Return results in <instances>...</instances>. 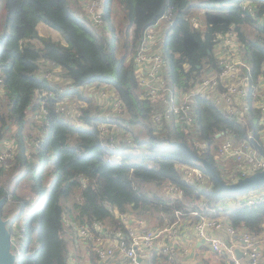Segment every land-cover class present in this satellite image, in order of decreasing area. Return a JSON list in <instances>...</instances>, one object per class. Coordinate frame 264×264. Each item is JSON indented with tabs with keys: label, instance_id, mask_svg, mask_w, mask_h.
I'll return each instance as SVG.
<instances>
[{
	"label": "trees",
	"instance_id": "1",
	"mask_svg": "<svg viewBox=\"0 0 264 264\" xmlns=\"http://www.w3.org/2000/svg\"><path fill=\"white\" fill-rule=\"evenodd\" d=\"M78 1L1 0L0 4V141L15 127L16 143L13 160L0 167V175L8 173L14 183L11 188L0 185V198L4 197L0 211L9 220L11 248L22 252L20 264H68L66 228L72 223L91 226L98 221L107 232L113 227L124 229L114 209L146 219L151 227L175 222L178 213L196 221L207 215L217 200L243 192L219 190L194 155L209 160L216 173L231 182L234 178H226L215 160L218 140L225 136L237 141L249 136L262 144L260 108L250 104L245 121L239 122L201 96L195 97L192 127L182 129L165 123L155 130L151 122L154 106L137 92L133 55L142 32L170 6L171 21L162 44L171 87L188 90L202 67L217 66L212 52L214 39L231 27L243 44L250 79L257 82L264 61V24L257 21L264 14L263 1L251 0L249 11L241 6V0H103L109 37L89 25L80 14ZM191 17L200 18L201 26H194ZM39 22L55 29L64 42L40 35ZM50 65L58 66L68 83L58 87L57 82L38 73L50 70ZM93 82L114 89L121 97L126 115L114 121L140 149H131L124 137L115 149L107 144L109 138L103 143L99 123L106 118L92 112L98 109L94 93L91 97L80 89ZM69 95L75 100L68 107L79 109L80 124L59 111L57 102ZM40 106L45 110L48 130H36L34 137L40 142L32 147L24 128L33 122ZM127 120L143 128L146 137L123 127L122 121ZM113 154H119L122 161H107ZM177 163L200 168L203 179L190 180ZM171 185L181 196L165 192ZM187 210L197 213L189 215ZM64 218L71 222L69 226ZM18 220L23 222L19 235L12 232V224ZM228 220L233 227L243 224L252 233H260L264 199L256 205L232 208ZM89 260L99 264L92 250ZM176 261L158 251L144 258V264Z\"/></svg>",
	"mask_w": 264,
	"mask_h": 264
},
{
	"label": "built area",
	"instance_id": "2",
	"mask_svg": "<svg viewBox=\"0 0 264 264\" xmlns=\"http://www.w3.org/2000/svg\"><path fill=\"white\" fill-rule=\"evenodd\" d=\"M250 1L245 0L240 2V4L244 8L248 7L250 11ZM78 2L81 7L80 14L89 25L101 32L103 36L109 37L111 31L104 15L103 0H79ZM171 11L172 7L168 6L157 21L142 32L140 42L133 55V73L137 81V92L140 98L152 102L154 107L152 108L151 119L153 122H158L157 124L154 123L156 127L160 129L164 127L165 123L179 125L182 129L192 127L195 121V97L201 96L212 102L224 113L234 116L239 122L245 121L250 104L260 108L261 116L259 119L262 125L261 131L264 133V61L262 62L261 73L256 79L257 82L252 81L250 79V67L243 56V44L240 42L233 27L223 34H217L214 39L212 52L217 66L213 67L210 64H206L202 67L198 75L192 80L188 90L176 89L169 85L166 77L162 41L171 21ZM199 19L198 17H191L194 26H201ZM257 21L264 24V14ZM56 67L59 68L58 66ZM40 74L48 80H54V72L52 70H46V72H41ZM260 79L262 82H260ZM84 85L87 90L94 93V98L100 100V102H97V111L101 117L106 119H101L99 127L102 133L106 131L112 135L107 142L109 147L115 149L117 144L120 143L115 141L123 140L124 137L126 138L125 143L131 149H140L141 146L135 144L128 134L123 136L112 134L114 131L113 126L118 125L114 118L126 115V107L116 91L105 87L104 84L99 89L91 83ZM43 93L46 92L44 91ZM248 97H251L250 102H248ZM74 100L69 95L60 99L57 105L59 106V111L64 113V115L70 114L73 121L76 124H80L77 119L80 114L79 109L75 107L70 109L68 107V104L73 103ZM159 102L160 105L158 104ZM104 108L109 109L111 115L101 113ZM38 119L41 122L38 129L41 132H47L48 124L44 121V114L39 116ZM126 122L122 121L123 127L126 126ZM224 139L225 141L216 152L221 160H230L235 163L233 167L236 170V178L264 169V158L254 146L255 142L252 141V138L248 136L237 141L231 137H225ZM260 140L262 144L259 145L264 150V134L260 136ZM7 141H10L8 149L6 151L0 149V167L3 165L8 166V159L13 160L15 154L16 143L14 138ZM30 142L31 144H29L32 147H38L40 141L38 138H32ZM107 161L118 163L122 160L119 154H113L107 157ZM185 175L190 180L200 177L198 174L194 177H188L186 172ZM165 192L171 195L174 192V194L181 196L180 190L172 185ZM263 199L264 188L256 187L234 197L217 200L207 209L209 214L200 215L198 220H191L187 224L193 232L189 237L196 240L203 239L207 241L212 251L225 252L229 256L234 257L233 245L228 246L222 239L215 238L210 234L213 230L221 228L222 224L225 223L229 234L238 235L240 246L244 254L249 258L250 264H264V235L262 231L260 233H252L246 228L237 230L228 221V211L232 208L243 205H256ZM187 213L193 215L197 211L187 210ZM180 214H177L178 219L173 223L163 227H151L143 218H130L127 214L121 213L118 216L124 225V229L109 228L111 232H107L108 229L98 221L93 222L91 226L72 223L69 228L71 229V241L74 244L73 247L81 249L86 246V241L91 239L93 242L92 250L96 254L98 262L107 261L117 249L123 253L128 264H141V260L146 258L151 251L168 254L170 260H178L176 261L177 263L173 264H181L178 259L179 255L174 249V244L180 231ZM70 223H68V226ZM104 240L112 242L113 245H104L102 242ZM18 249L14 251L17 254L19 253ZM68 258L73 264H80L79 256L72 249L68 251ZM233 262L234 264H239L236 259Z\"/></svg>",
	"mask_w": 264,
	"mask_h": 264
},
{
	"label": "crops",
	"instance_id": "3",
	"mask_svg": "<svg viewBox=\"0 0 264 264\" xmlns=\"http://www.w3.org/2000/svg\"><path fill=\"white\" fill-rule=\"evenodd\" d=\"M259 1H263L264 2V0H259ZM199 13H202V12H199ZM199 13H197V14H199ZM40 28H47L45 30L47 34H44V35H50V36H52V35L57 34L59 38H62V36L55 29L51 28L50 26H48L47 24H45L43 22H39L37 24L38 33H39V29ZM40 35H42V34H40ZM63 41H64V39H63ZM243 56L245 57V50H243ZM49 67H50V70H52L54 72V80H52V81L56 82L57 80L60 79V80H64L65 83H68L69 80L66 79L64 76L61 75V70L58 71L59 68L53 67L52 65H50ZM40 72L41 71H39L38 73L40 74ZM56 72L60 76H62V77L56 79V77H57L56 76ZM260 82H262L261 79H260ZM64 84H62V85H64ZM91 84L95 85L96 87H101V85H102V84L95 83V82H93ZM80 89L82 91H84L85 94H87V95H89V96L92 97V93L85 88V85H82L80 87ZM158 104L160 105V102ZM13 133H15L14 130H13ZM13 133H11V131H10V134H12L11 135V138L14 137L13 136ZM28 133H30V132H28ZM263 134H264L263 131H260V136H263ZM26 137H28V135ZM28 138H30V137H28ZM28 138H26V140H27L28 143L31 144V142L28 140ZM215 153H216V151H214V156H215ZM215 158H216V161L218 162V165L219 164L220 165H223L222 164L223 162L220 161L217 156H215ZM223 168H226V167H223ZM3 176H5V175H3ZM3 184H8V187L11 188L14 183H13L12 179H9V178H6V177H5V179H3V177L0 175V185H3ZM113 212H114L115 215L121 214V212H119L116 209H114ZM208 212H209V210H208ZM125 214H127L130 218H132V217H138V216H135V215H133L131 213H125ZM207 214H209V213H207ZM218 217H219V215H218ZM187 218H189V217H187V216H185V217L179 216V224H180L179 228H180V231H179V235H178L177 241L174 244V249L176 250V252L179 255L178 256V259L181 262V264H231V263H229L230 262L229 260H232L233 261L234 259L238 260L239 264H250L249 258L244 254L243 249L240 246V242H239V239H238V235L237 234H232V235L229 234L227 232V230H226V226H225L226 224L225 223L222 224V227L221 228L213 230L210 234L213 237H215V238L222 239L226 243V245H228V246L229 245H233L234 246V254H233L234 257L229 256L225 252H219L218 253V252L212 251L210 245L207 243V241H205L203 239H201V240L191 239L189 236L193 232L190 230V226L187 225V224H189L191 222V219H187ZM4 219L7 220V227L9 228V226H8V223H9L8 218H4ZM64 219H65L66 225H68V223L70 221L68 220V218H64ZM144 220H146V219H144ZM22 223L23 222L20 221L19 223H16L15 222L14 224H12V226L15 227V233L16 232L20 233L19 232V228L22 227V225H21ZM261 226H262V233L264 235V221L261 223ZM236 228H237V230H240V229H244L245 226L243 224H240ZM22 230H23V228H22ZM237 233H239V232H237ZM10 235H11V233H10ZM65 235L68 237V239L71 237L70 236L71 235V229H69L68 227L66 228ZM12 239L13 238L11 236V243L13 241ZM70 242H71V240L69 239V243ZM102 242L106 246H112L113 245L112 242L107 241V240H104ZM92 245H93L92 240L91 239H88L86 241V246H85V249H87V251L84 253L85 254V260H86L85 261V264H90L89 252L92 250ZM68 247H69V249H72L75 252V254L80 257L79 251L77 253L76 252L77 250H75V248H70V246H68ZM12 251H15V250L12 249ZM238 253H239V255H237ZM223 254H227L228 258L227 257H224ZM20 255H22V252L21 251H20ZM67 263L68 264H73L69 258L67 259ZM98 263L99 264H128L127 259L124 257L123 253L121 251L117 250V249L115 250L114 255L112 257H110L107 261H105V262H98ZM141 264H144V259L141 260ZM152 264H159V263L158 262H153Z\"/></svg>",
	"mask_w": 264,
	"mask_h": 264
},
{
	"label": "rangeland",
	"instance_id": "4",
	"mask_svg": "<svg viewBox=\"0 0 264 264\" xmlns=\"http://www.w3.org/2000/svg\"><path fill=\"white\" fill-rule=\"evenodd\" d=\"M0 4H2V2H1V0H0ZM112 9H113V12H114V10H116L115 9V6H113L112 7ZM200 12V11H199ZM47 28H40L39 29V33L40 34H42V35H44V34H47L46 33V30ZM52 33V32H51ZM50 36V35H49ZM50 37H52L53 39H55V40H59L60 39V41L61 42H64L63 41V39L62 38H59L58 37V35L57 34H55V35H52V36H50ZM61 69H58V71H60ZM56 79L57 78H61L62 76H60L57 72H56ZM56 82H58L59 84H58V87H61V86H63L62 84H64L65 83V81L64 80H57ZM73 99V98H72ZM94 102L97 104V102H100V100L99 99H96V100H94ZM70 109H72V108H70ZM98 109H93L92 110V112H96ZM37 112V111H36ZM36 112H35V114H36ZM101 113H103V114H110L109 113V109H103V111L101 112ZM34 114V115H35ZM34 115H33V118H34ZM111 115V114H110ZM32 123H26V126H25V128H24V131H25V133L28 135V137H30V138H32V137H34L36 134H38V133H35L36 132V130H38V128H40V124H41V122H40V120L38 119V120H36V124H35V120L34 119H32ZM151 122L153 123V125H155L154 123H158V122H153L152 120H151ZM125 125H127V126H125V127H127V128H129V129H133L134 130V132L135 133H137V134H139V136L140 137H142V138H145L146 137V131L143 129V128H141L138 124H133V123H128V120H127V122L125 123ZM32 126H35V129L33 130V132H32V130H31V127ZM121 127H119L118 125H115V126H113V135L114 134H116V136H123V135H125V134H123L122 133V129H120ZM15 129V127H12V130H11V133H13V130ZM154 129L155 130H160V129H158L157 127H156V125L154 126ZM28 132H30V133H28ZM39 132V131H38ZM112 132V131H111ZM155 134H158V133H155ZM11 135L12 134H10V133H7V135L5 136V138L4 139H2L1 141H0V149L2 150V151H6L7 149H8V147L10 146V141H7V140H10L11 139ZM112 135L110 134V133H107L106 131L104 132V135L102 136L101 135V138H102V141H103V143H104V141L107 139V138H109V137H111ZM28 137H26V138H28ZM225 137V136H224ZM224 137L223 138H221L220 140H218V143H217V146L214 148V149H216V151L219 149V147L222 145V143L225 141V139H224ZM110 139V138H109ZM113 141H115V140H113ZM120 141H122V140H119V141H115V142H120ZM196 145H198L199 147H201V148H205V145L203 144V143H197ZM111 146V145H110ZM2 147V148H1ZM211 148H213V146H211ZM215 156H217V157H220V156H218L217 155V152L215 153ZM220 161H222L223 163V165H220L219 164V168L224 172V175H225V177L226 178H228V179H231L232 180V178H236L235 177V172H236V170H235V168L233 167L234 165H235V163L233 162V161H230V160H221L220 158H218ZM216 160V159H215ZM217 164H218V162H217ZM177 166H179L180 168H182V169H184V171L187 173V175H188V177H194V176H196L197 174L198 175H200V177H199V180L201 181L202 179H203V175H202V170L200 169V168H197V167H194V168H191V167H188L187 165H185V164H182V163H177ZM193 167V166H192ZM223 167H226V168H223ZM10 169V168H9ZM199 169V170H198ZM228 170V171H227ZM226 172V173H225ZM223 174V173H222ZM3 177V179H5V177L6 178H9V179H11V176L8 174V173H6L5 174V176H2ZM234 180V179H233ZM150 187H152V188H154V186H150ZM20 221V220H19ZM12 232H14L15 233V227H13L12 226ZM70 240H71V237L69 238ZM68 239V240H69ZM35 244V243H34ZM36 244H37V241H36ZM68 246H70V248H75V247H73L74 246V244H73V242L71 241L70 243L68 242ZM75 250H77L76 252L78 253V251H79V254H80V257H79V260H80V264H85V252L87 251V249H85V247H82L81 249H76L75 248ZM87 254V253H86ZM159 264H161V263H159Z\"/></svg>",
	"mask_w": 264,
	"mask_h": 264
},
{
	"label": "water",
	"instance_id": "5",
	"mask_svg": "<svg viewBox=\"0 0 264 264\" xmlns=\"http://www.w3.org/2000/svg\"><path fill=\"white\" fill-rule=\"evenodd\" d=\"M180 144L185 145L183 143ZM256 147L260 155L264 158V150L257 144ZM194 157L201 163L200 166L203 171L209 173L217 182L219 190L240 193L264 185V169L227 182L216 173L213 164L209 160L197 155H194ZM3 203L4 197L0 198V209ZM20 259L11 249V235L7 227V220L2 217L0 211V264H20Z\"/></svg>",
	"mask_w": 264,
	"mask_h": 264
},
{
	"label": "clouds",
	"instance_id": "6",
	"mask_svg": "<svg viewBox=\"0 0 264 264\" xmlns=\"http://www.w3.org/2000/svg\"><path fill=\"white\" fill-rule=\"evenodd\" d=\"M241 1H245V0H241ZM45 113V110L43 109V107L42 106H40L39 108H38V110H37V112H36V114L34 115V120H35V123H36V120L39 118V116H41L42 114H44ZM31 140V139H30ZM29 140V141H30ZM256 144L257 145H259V143H257V142H255L254 143V146L256 147ZM260 146V145H259ZM261 147V146H260ZM257 148V147H256ZM262 148V147H261ZM16 253V252H15ZM17 254V253H16ZM19 257H21V255H20V251H19V253L17 254Z\"/></svg>",
	"mask_w": 264,
	"mask_h": 264
}]
</instances>
